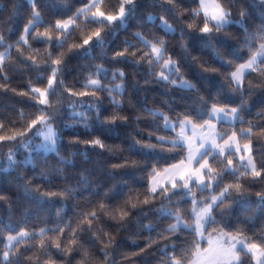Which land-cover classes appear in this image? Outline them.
Wrapping results in <instances>:
<instances>
[{
	"label": "snow or ice",
	"instance_id": "6c2138e0",
	"mask_svg": "<svg viewBox=\"0 0 264 264\" xmlns=\"http://www.w3.org/2000/svg\"><path fill=\"white\" fill-rule=\"evenodd\" d=\"M26 2L30 12L17 39L8 42L0 32V89L31 101L35 111H21L19 120H0L2 170L32 164L33 152L55 153L62 163H70L60 155L61 125L73 126L61 119L68 114L75 124L85 128L92 120L114 127L150 118L146 132L137 131L127 149L115 148L99 137L70 141L99 147L113 155L127 151L129 155L111 165L113 170L141 167L142 162L135 157L144 155L145 150L176 152L180 158L162 168L154 164L148 171L147 187L143 191L130 190L121 203L111 205L102 200L90 210L79 212L75 226L58 213L60 222L51 228L16 231L7 225L0 227V264H73L77 254L76 264H124L154 247L161 253L159 264H245L246 258L248 264H264V235L228 231L222 219L217 221V215H228L233 204L249 194L255 184L264 183V160L256 158L257 151L264 154V148L256 147L264 140V110L253 119L244 115L249 97L256 89H264V20L255 28L248 24L251 5L243 4V0H198L197 6L189 10L180 0H115L114 4L112 0H83L71 15L46 21L38 0ZM258 6L264 9V0H259ZM18 7L13 6L14 12ZM142 8L151 10L138 18L137 30L112 49L109 58L115 36L126 30L130 20L137 19ZM234 25L239 26V36L231 32ZM178 29L179 46L185 53L190 55L184 40L192 33H198L204 45L211 48L212 62L197 56L192 61L202 73L219 75L232 93L239 94L238 103L213 99L206 111L174 116L171 110L143 107L130 116L123 107L128 89L123 68H113L109 77L103 62L86 64L82 80L71 85L65 82L69 55L94 60L92 53L99 48L102 60L146 66L145 84L200 96L196 83L169 51L167 37L174 36ZM221 37L236 39L240 49L247 50V57L236 51L218 50ZM33 43L43 48H34ZM15 65L36 73L25 88L9 87L7 73ZM133 86L139 87V81ZM104 97L111 105L107 115L103 113ZM21 150L27 154L24 159L18 158ZM110 174L115 177V172ZM41 176L47 179L45 173ZM20 187L25 197L40 203L73 195L69 187H33L30 180ZM255 195L258 206H264V190ZM189 199L190 206L183 207ZM0 202L11 206V198L3 192ZM106 220L115 223L117 232L106 229ZM164 220L169 222L161 227ZM212 225L217 227L209 231ZM133 228L130 234L134 237L148 234L145 246L138 252L119 253L118 262L117 234ZM184 231L198 239L181 248L174 238ZM206 233L208 246L204 247L201 241ZM86 234L90 237L87 244H98V250L86 246Z\"/></svg>",
	"mask_w": 264,
	"mask_h": 264
},
{
	"label": "trees",
	"instance_id": "16d2710c",
	"mask_svg": "<svg viewBox=\"0 0 264 264\" xmlns=\"http://www.w3.org/2000/svg\"><path fill=\"white\" fill-rule=\"evenodd\" d=\"M83 0H38L41 12L45 20H54L62 16L71 15L77 7L81 5ZM198 0H180L182 6L189 10L197 6ZM115 3V0H112ZM243 4H250L248 24L255 28L264 20V9L259 5V0H243ZM14 5L19 7L14 12ZM241 4H238L239 8ZM150 8H142L137 13V19L130 20L126 30H120L115 36L111 48L108 51V57H111V50L117 48L121 42L129 37L132 31L137 30L139 17ZM30 6L26 0H0V32L3 33L8 42L17 39L19 31L23 24L26 23ZM150 27V26H149ZM11 29V31L9 30ZM239 26L234 25L231 32L235 36H239ZM158 35L162 33H157ZM78 36L79 33L74 34ZM169 40V51L173 56L180 60L184 72L187 77L196 83L200 90V96L187 91L176 89L169 90L159 84H145L147 68L146 66L137 68L132 64L120 65L113 64L109 59L101 57V50L95 49L92 53L94 60L81 59L72 54L69 55L65 66V82L69 85L75 84L77 79L82 80L84 75V65L98 64L103 62L105 67L109 69V77L113 68H123L127 74L128 89L123 97V107L126 114L130 116L138 112L143 107H151L171 110L174 116L176 113H195L207 110L213 99L221 102H239V94H234L226 85L223 84L219 75L202 73L196 63L192 61L193 56H197L202 60L212 62L211 48L206 47L202 42V38L198 33H192L186 36L184 42L187 44L188 53H185L179 46V29L174 36L167 37ZM34 48H43L42 44L33 43ZM67 47V46H66ZM218 50L236 51L246 58L247 50H241L234 38L221 37L218 42ZM3 51V48H0ZM13 55L15 50L13 49ZM218 67L219 65L216 64ZM9 77V87L25 88L29 79H34L36 73L27 69H23L20 65L13 66L7 73ZM255 76V74H253ZM46 79V75H45ZM139 81V87H134V83ZM107 82V81H105ZM203 97V99H201ZM207 101V103H205ZM32 102L26 98L15 95L11 91L0 89V120L10 121L19 120L20 112L31 114L35 109L31 106ZM103 113L107 115L111 111V105L107 97L103 98ZM264 110V89H256L249 97V107L245 115L246 119H253L258 112ZM70 113V110L66 109ZM61 119L64 124H71V127L61 125L62 142L60 145V155L70 163L64 164L60 161L55 153L33 152L31 154L32 164L16 167L7 171L2 170L4 165L0 162V192L7 194L11 198V206L8 203L0 202V227L7 225L10 229L19 231L21 228L28 230H38L41 227H53L59 223V217L63 220L73 221L77 214L81 211L90 210L100 201L108 204L116 205L127 198L130 190L133 192L143 191L148 185V171L152 166L159 165L161 168L178 160L179 154L176 152H159L147 151L144 155L135 157L142 162L139 168H129L127 170H113L111 165L120 162L124 156L129 155L127 151L122 154L113 155L107 150L99 147H93L84 143H70L75 138L80 141L91 140L95 137L101 138L106 144L115 148L127 149L131 143V138L137 131L146 132L150 125V118L142 119L139 122L130 120L127 124H117L114 127L105 126L97 123L95 120L90 121V127L85 128L82 125L75 124L74 118L68 115H62ZM239 127V126H238ZM257 149L264 148V140L257 145ZM6 151V149H5ZM27 154L21 150L18 154L19 159H24ZM257 160H264V154L261 151L256 153ZM55 169L62 171L57 173ZM47 175V179L41 176V173ZM115 172V177L110 173ZM32 182V186L41 185L46 187L49 184L57 188L69 187L73 190V195L61 199L54 198L50 202L40 203L25 197L23 189L20 187L27 181ZM264 190V183H257L249 194L240 198L233 204L229 214L220 217L217 215L218 223L223 222L226 230L235 232L242 230L247 235H264V206H258L255 193ZM219 189H217V192ZM207 195V193H205ZM183 207L190 206V199L187 203L182 204ZM149 219L156 223L155 217L150 215ZM147 220H145V223ZM169 221L161 222V227L165 226ZM106 229L117 232L116 225L111 220H106ZM217 227L212 225L209 228ZM134 231L125 229L120 230L117 234L118 254L116 259L120 261L119 253L138 252L140 248L145 246L144 233L137 238L130 233ZM90 237L86 234L83 240L87 247L98 250L99 245L87 244ZM195 239L193 233L184 231L179 234L178 238H174L177 245L181 248L191 245ZM203 246L207 245V233L205 240L201 241ZM161 253L159 249H149L146 254L132 257L124 264H159ZM79 259V254L73 257V264ZM245 264H248L246 258Z\"/></svg>",
	"mask_w": 264,
	"mask_h": 264
},
{
	"label": "rangeland",
	"instance_id": "374dc122",
	"mask_svg": "<svg viewBox=\"0 0 264 264\" xmlns=\"http://www.w3.org/2000/svg\"><path fill=\"white\" fill-rule=\"evenodd\" d=\"M207 246H208V244L205 247H207Z\"/></svg>",
	"mask_w": 264,
	"mask_h": 264
}]
</instances>
